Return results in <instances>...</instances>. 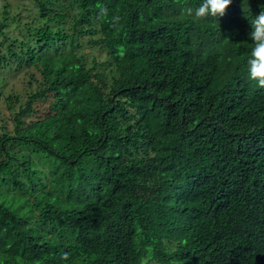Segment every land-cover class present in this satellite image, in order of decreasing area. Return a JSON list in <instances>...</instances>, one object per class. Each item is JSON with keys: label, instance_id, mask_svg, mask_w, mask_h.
Segmentation results:
<instances>
[{"label": "trees", "instance_id": "obj_1", "mask_svg": "<svg viewBox=\"0 0 264 264\" xmlns=\"http://www.w3.org/2000/svg\"><path fill=\"white\" fill-rule=\"evenodd\" d=\"M200 2L0 0V264H264V0Z\"/></svg>", "mask_w": 264, "mask_h": 264}, {"label": "clouds", "instance_id": "obj_2", "mask_svg": "<svg viewBox=\"0 0 264 264\" xmlns=\"http://www.w3.org/2000/svg\"><path fill=\"white\" fill-rule=\"evenodd\" d=\"M232 3V0H201L194 9L187 8V14L195 18H219ZM250 39L254 42L250 56L247 59V73L249 79L258 86L264 87V9H261L251 21Z\"/></svg>", "mask_w": 264, "mask_h": 264}, {"label": "rangeland", "instance_id": "obj_3", "mask_svg": "<svg viewBox=\"0 0 264 264\" xmlns=\"http://www.w3.org/2000/svg\"><path fill=\"white\" fill-rule=\"evenodd\" d=\"M90 53L92 54V56L96 57L97 60H98L99 62H103L104 59H105V57L102 56V55L100 54V52H98V51L90 52ZM92 56H91V57H92ZM152 264H155V263H152Z\"/></svg>", "mask_w": 264, "mask_h": 264}]
</instances>
